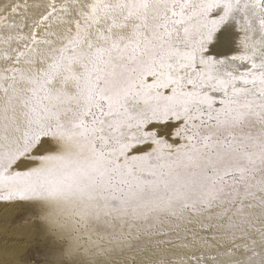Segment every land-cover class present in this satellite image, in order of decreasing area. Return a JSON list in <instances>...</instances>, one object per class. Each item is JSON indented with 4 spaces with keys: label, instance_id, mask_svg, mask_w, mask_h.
<instances>
[{
    "label": "snow or ice",
    "instance_id": "snow-or-ice-1",
    "mask_svg": "<svg viewBox=\"0 0 264 264\" xmlns=\"http://www.w3.org/2000/svg\"><path fill=\"white\" fill-rule=\"evenodd\" d=\"M0 204L35 264H264V0H0Z\"/></svg>",
    "mask_w": 264,
    "mask_h": 264
},
{
    "label": "rangeland",
    "instance_id": "rangeland-1",
    "mask_svg": "<svg viewBox=\"0 0 264 264\" xmlns=\"http://www.w3.org/2000/svg\"><path fill=\"white\" fill-rule=\"evenodd\" d=\"M0 232H6L7 238L17 243L3 248L0 245V255H10L15 260L13 264H35L37 249L44 246V241L38 227L28 222L27 214L19 206L0 204Z\"/></svg>",
    "mask_w": 264,
    "mask_h": 264
},
{
    "label": "bare ground",
    "instance_id": "bare-ground-1",
    "mask_svg": "<svg viewBox=\"0 0 264 264\" xmlns=\"http://www.w3.org/2000/svg\"><path fill=\"white\" fill-rule=\"evenodd\" d=\"M7 230V229H6ZM8 233V232H7ZM6 236V237H5ZM7 237H9V236H7V234H6V232H0V245H1V248H3V245H7V246H10V245H17V243H14L13 241H12V238H11V240L10 239H8ZM11 247V246H10ZM14 263L15 262V260L12 258V257H10V255L8 256V255H0V263H4V264H7V263ZM12 263V264H13Z\"/></svg>",
    "mask_w": 264,
    "mask_h": 264
}]
</instances>
